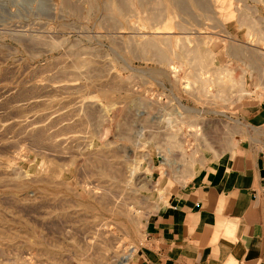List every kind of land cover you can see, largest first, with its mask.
<instances>
[{
	"label": "rangeland",
	"instance_id": "rangeland-1",
	"mask_svg": "<svg viewBox=\"0 0 264 264\" xmlns=\"http://www.w3.org/2000/svg\"><path fill=\"white\" fill-rule=\"evenodd\" d=\"M126 1L0 0V264H127L264 103V0Z\"/></svg>",
	"mask_w": 264,
	"mask_h": 264
},
{
	"label": "crops",
	"instance_id": "crops-1",
	"mask_svg": "<svg viewBox=\"0 0 264 264\" xmlns=\"http://www.w3.org/2000/svg\"><path fill=\"white\" fill-rule=\"evenodd\" d=\"M236 115L230 154L171 192L127 264H264V103Z\"/></svg>",
	"mask_w": 264,
	"mask_h": 264
},
{
	"label": "bare ground",
	"instance_id": "bare-ground-1",
	"mask_svg": "<svg viewBox=\"0 0 264 264\" xmlns=\"http://www.w3.org/2000/svg\"><path fill=\"white\" fill-rule=\"evenodd\" d=\"M118 2H116V4H115V12L116 13H119L120 11H121V9L122 8H127V5H126V3H127V1L126 0H117ZM141 1H144V0H141ZM161 1V0H160ZM159 1V2H160ZM192 1H196L197 3L199 2L200 3V1H197V0H192ZM181 1H179V0H169V4H170V7H175V8H179L178 10H181V8L183 9L184 7L181 5V7H180V3ZM208 2V1H207ZM182 3V2H181ZM196 3V4H197ZM201 4V3H200ZM137 7L138 6H140V8H141V6L143 7V5L140 3V0L138 1V2H136V4H135ZM160 5H162V4H160ZM206 6V5H205ZM161 7V6H160ZM146 8V7H145ZM147 8H149L148 6H147ZM127 10V9H126ZM162 10V9H161ZM163 11V10H162ZM160 13H162V12H160ZM156 13L154 12V11H149V13L147 14V16L145 17V21L148 23V24H153V22L154 21H156L158 18H157V14L155 15ZM132 15V14H131ZM160 16V15H159ZM134 19V18H133ZM161 20V19H160ZM154 23H156V22H154ZM137 24V23H136ZM136 28V27H135ZM137 35V34H136ZM154 38V37H153ZM146 42H147V40H146ZM195 42V41H194ZM166 43V42H165ZM142 44V43H141ZM154 44V42L153 43H151V46ZM156 44V43H155ZM154 44V45H155ZM231 44V43H230ZM150 45V44H149ZM148 45V46H149ZM151 46H150V48H151ZM234 46V45H233ZM142 47H144V46H142ZM153 47H155V46H153ZM169 47V46H168ZM191 48V47H190ZM145 49V48H144ZM156 49H158V48H156ZM162 50V49H161ZM161 50H159V52L161 51ZM233 50V49H232ZM163 51V50H162ZM162 51L160 52V54L159 53H157V52H155V54L157 53V55L159 56V57H163L164 58V56L162 55L163 53H162ZM134 52V51H133ZM191 53V52H190ZM197 54V53H196ZM153 55V54H152ZM161 55V56H160ZM166 57V56H165ZM158 59V58H157ZM233 223V222H232ZM228 227V226H227ZM225 228V227H224ZM127 253H129V252H127ZM126 253V254H127ZM126 254H124V256L122 257V259H121V261H120V263L119 264H124V262H125V260L128 258V256L126 255Z\"/></svg>",
	"mask_w": 264,
	"mask_h": 264
}]
</instances>
